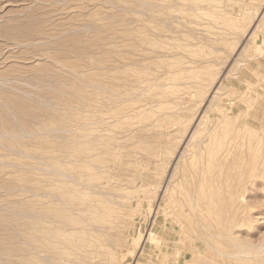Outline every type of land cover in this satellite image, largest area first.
I'll return each mask as SVG.
<instances>
[{
    "label": "rangeland",
    "instance_id": "obj_1",
    "mask_svg": "<svg viewBox=\"0 0 264 264\" xmlns=\"http://www.w3.org/2000/svg\"><path fill=\"white\" fill-rule=\"evenodd\" d=\"M263 100L264 0H0V264H264Z\"/></svg>",
    "mask_w": 264,
    "mask_h": 264
},
{
    "label": "bare ground",
    "instance_id": "obj_2",
    "mask_svg": "<svg viewBox=\"0 0 264 264\" xmlns=\"http://www.w3.org/2000/svg\"><path fill=\"white\" fill-rule=\"evenodd\" d=\"M258 79H259V77H258ZM262 82V81H261ZM260 95V94H259ZM256 99V98H255ZM261 99H263V98H261ZM260 99V100H261ZM254 100V99H253ZM264 101V100H263ZM260 104H261V102H259ZM257 105V104H256ZM259 105V104H258ZM263 112V111H262ZM256 118V117H255ZM264 119V118H263ZM257 141V140H256ZM214 149V148H213ZM215 150V149H214ZM199 157V156H198ZM208 189V188H207ZM196 210V209H195ZM197 211H199V210H197ZM197 213V212H196ZM237 214V213H236ZM243 214V213H242ZM40 223V222H39ZM42 244V243H41ZM89 250V249H88ZM61 251H63V250H61ZM109 259V258H108ZM35 262V261H34ZM37 262V261H36ZM106 262V261H105Z\"/></svg>",
    "mask_w": 264,
    "mask_h": 264
}]
</instances>
